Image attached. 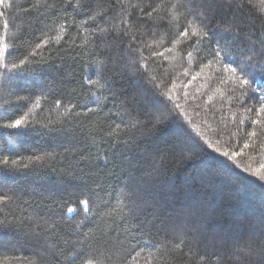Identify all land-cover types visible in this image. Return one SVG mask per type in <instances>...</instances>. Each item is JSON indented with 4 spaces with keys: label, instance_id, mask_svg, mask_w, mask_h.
<instances>
[{
    "label": "snow or ice",
    "instance_id": "snow-or-ice-1",
    "mask_svg": "<svg viewBox=\"0 0 264 264\" xmlns=\"http://www.w3.org/2000/svg\"><path fill=\"white\" fill-rule=\"evenodd\" d=\"M119 2L123 7L124 0ZM165 5L171 11L160 15L157 10ZM94 6H98V0H75V3L73 0H59V3L56 0H28L27 7L13 5L12 0H0V7H19L35 21L22 26L19 33L7 42L0 37V84L8 93L17 87L28 88L41 66L53 67V59L62 63L68 55L77 59L82 54L89 55L88 67L94 71L82 76L80 87L94 101L103 96L105 102L111 103L115 109V112L110 109L106 118L111 123L104 144L113 157L112 166L118 169L121 186L105 195V189L99 186L85 191L84 188L57 185L48 193L52 199L44 206L46 211L23 219L11 214L12 220L0 212V231L22 232L35 238L37 251L30 264H48L49 256H60L66 264H141L142 261L143 264H223L225 259L228 264H264V210L254 222H250L247 230L239 224L227 229L219 225L221 204L235 197L232 180L234 169L238 167L237 158L247 156L246 150L253 146L245 142L242 147H237L229 123L223 121L212 130L219 139L207 138V134L197 127L203 142L185 132L174 137L164 148L149 147L152 137L165 127L178 123V116L183 114L179 98L174 99L172 95L175 80L163 67L164 60L168 59L166 53L172 54L177 45H180V59H186L196 70L188 83L200 77L205 69L211 70L213 65H218L215 91L227 87L230 98L242 104L244 112L252 114L249 127L257 125L264 132V36L253 39L249 35L242 47L239 37L246 29L242 26L244 22L235 15L256 8L264 12V0H259L258 5L256 0H160L156 7L140 0L131 5L138 10V15H134L130 22L119 21L123 27L112 23L114 18L107 10L93 14ZM67 8L88 10V19L77 23L74 16L67 14ZM153 12L157 15L153 16ZM226 12L233 13L232 17L226 16ZM3 15L4 12H0V16ZM55 17L63 20L59 31H45L48 28L46 21ZM257 19L264 17L258 16ZM101 20L104 24L100 23ZM174 26L178 27L167 44L161 41L154 48L149 43V40L157 43L156 37L165 30L170 32ZM36 32L40 35L37 36ZM84 32L87 33L86 42L93 45L91 53L79 51L84 46L78 44L77 39ZM152 65L156 66L155 70ZM129 69L151 87L134 94L117 90L115 80L128 75ZM57 71L62 69L57 68ZM153 71L159 75H154ZM184 75L188 76L189 72L185 70ZM188 96L189 93L184 91L183 98L187 100ZM212 100L213 96L209 95L208 101ZM35 102L30 96L17 95L15 100L5 98L8 107L4 112L11 111V114L6 117L7 122L0 123V129L8 130L6 136L35 134L55 138L59 133L75 149L86 139L78 135L82 132L80 121L90 119V113L97 114L89 102H73L71 97L56 99L54 103L63 104L71 120L55 125L41 123L30 119V111H23ZM97 107L103 111L105 105ZM242 123L236 120L234 126L239 128ZM248 135L257 137V131L252 130ZM15 148L14 144L11 145L8 154L0 156V171L36 173L46 159L57 158L54 152H45L43 156L33 154L28 157L27 163L24 158L10 159V156L19 155ZM137 152L141 153L139 159L145 162L139 168L133 163ZM214 153H219L223 161L214 163ZM172 165L183 169V181L179 184L171 178ZM260 167L264 169V164ZM51 170L57 171L55 167ZM253 175L264 180L260 169ZM22 195L23 190L19 194L11 188L5 192L0 186V206L8 207ZM113 199L121 206H114ZM74 203L79 205V210L70 206ZM79 211L87 215L71 233L77 239H66L63 223L75 218ZM118 220L132 222L135 231L127 230L124 238L119 239L120 232L114 238L102 230V224L110 223L116 226L112 231H116L120 228ZM153 229L161 235L162 242L153 244L138 239ZM97 230L101 238L106 241L115 239L116 242L110 247L95 246ZM81 236L83 239H79ZM208 248L210 252L203 250ZM177 257L186 259L177 261ZM15 259L21 258L17 256Z\"/></svg>",
    "mask_w": 264,
    "mask_h": 264
},
{
    "label": "trees",
    "instance_id": "trees-1",
    "mask_svg": "<svg viewBox=\"0 0 264 264\" xmlns=\"http://www.w3.org/2000/svg\"><path fill=\"white\" fill-rule=\"evenodd\" d=\"M56 2L59 3V0H56ZM139 2L140 0H124V5L121 7L119 0H98V6L93 7L92 13L96 14L98 11L107 10L111 13V17L114 18L112 23L117 27H123V25L119 24V21L123 19L126 22H130L134 15H138V10L131 7V5ZM73 3H75V0H73ZM256 3L258 5L259 0H256ZM12 4H22L27 7L28 0H12ZM144 4L156 7L160 4V0H144ZM148 10L150 11L151 8ZM66 11L67 14L76 18L77 23L88 19V10L73 11L72 8H67ZM157 11L160 15H163L165 11L170 12L171 10L167 9L165 5L158 8ZM0 12H4V15L0 16V37H4L6 42L18 34L22 26L35 22L32 15H25L19 7H0ZM152 15L155 16L157 13L153 12ZM225 15L231 18L233 13L226 12ZM235 15L239 17L240 21L244 22L242 26L246 29L239 37V41L243 42L241 44L242 47L247 43L245 39L247 36L251 35L253 39L264 36V19H257L258 16L264 17V12H260L259 8L237 12ZM5 21H7V27H5ZM46 23L48 28L45 31H51L52 29L59 31L63 20L60 17H55L50 21H46ZM100 23L104 24V21L101 20ZM40 27H43V25ZM84 27H87V25ZM177 27H172L170 32L167 30L161 32L160 36L156 37L157 43L153 44L151 40H149V43L154 48L158 47L161 41L167 44L168 39L176 32ZM69 31L75 34L73 29H69ZM81 31L83 32V29ZM52 34L54 35L55 33L53 32ZM36 35L39 36L40 33L36 32ZM86 36L87 33L84 32L77 39V43L84 46L79 51L91 53L93 45L90 42H86L84 38ZM179 52L180 45H177L173 49L172 54L166 53L168 59L164 60L163 67L167 72L172 73L175 80L176 88L173 90L172 95L174 99L179 98L180 103L183 105V114L178 116V123L165 127L152 137L149 147L158 146L164 148L174 137L183 135L185 132L203 142V138L197 133V127L201 132L207 134V138L216 140L220 137L214 136L212 130L217 127L218 122L227 121L233 133L232 139L236 146L242 147L245 142H248L253 147L246 150L247 156L237 158L236 164L238 167L234 169L232 180L235 197L221 204L219 208V225L222 229H227L231 225L239 224L247 230L250 222H254L255 218L264 210L262 208L264 206V180H260L258 176L253 175V172L257 169H260L261 174L264 175V169L260 167L261 164H264V132H261L257 125L249 127V117L252 114L244 112L242 104L230 98L231 94L227 87L222 88L220 92L215 91L218 86L215 82V73L219 71L218 65H213L211 70L205 69L200 77L189 84L188 81L192 75H195L196 70H193V66L189 65L186 59H180ZM44 55L47 56L48 52L45 51ZM55 55L56 53L53 52V56ZM60 55H64V53H60ZM90 58L86 54H82L79 59L68 55L65 56L62 63H57L53 59V67L49 68L45 64L41 66L40 70L35 72V78L30 87H17L11 93L3 91V85L0 84V123L7 122L6 117L11 114V111L8 113L4 112V108L8 107L5 104V98L15 100L17 95L30 96L34 101H37L29 104V107L23 111H30V119L38 120L41 123L51 122L55 125L65 120H71V116L66 113L63 104L58 106L54 103L56 99L65 100L71 97L73 102L77 100L81 104L89 102L92 107L96 108L97 113H90V119H82L80 121L82 132H79L78 135L86 137V139H83L75 149H73V144L63 140L59 133L56 134L55 138L40 137L35 134L26 137H9L5 135L8 130L0 129V145L3 146V149L0 150V156L8 154V150L13 144L16 146L14 150H18L19 155L10 156V159L19 160L24 158L27 163V158L33 156V154L43 156L45 152H54L57 156L55 160L46 159L44 165L36 173L28 172L25 174V172L0 171V186H3L5 192L9 188L18 194L21 190L24 192L20 200L12 201L8 207L0 206V212L8 215L9 220H12L11 214L23 219V217L34 215L36 212L46 211L44 206L52 199L48 193L57 185L84 188L85 191L88 188H97L99 186L105 189V195L112 192L113 188L121 186L118 169L112 166L113 157L108 146L104 144L108 124L111 123L106 118L109 110L111 109L115 112V109L112 108L111 103L105 102L103 96L99 100L94 101V98L90 97L80 87L82 76L91 75L94 71V69L88 67ZM57 68L62 69V71H57ZM155 68L156 66L152 65V69L155 70ZM185 70L189 72L188 76L184 75ZM128 71V75L115 80L117 90L122 89L128 94H134L137 91L151 87L143 79L137 77L131 69ZM153 74L159 75L156 71H153ZM93 78L95 77L93 76ZM186 84L187 87L185 88ZM184 91L189 93L187 100L183 98ZM81 93H83V96H81ZM96 95L100 96V93ZM209 95L213 96L211 102L208 101ZM45 97L47 98L45 99ZM164 99L166 100V98ZM241 99L244 100L243 97ZM253 103L255 102L253 101ZM102 104L105 105L103 111L97 107V105ZM169 107H171V104H169ZM113 119L115 120L116 117L113 116ZM236 120L243 121L239 128L234 126ZM73 123H76V121H73ZM252 130L257 131V137L248 135ZM225 135H227V130H225ZM66 149L68 150L66 151ZM209 151L211 152L212 150L209 149ZM135 155L137 159L133 163L139 168L145 162L139 159L141 153L137 152ZM214 156L216 157L214 163H220L224 159L219 153H214ZM52 167H55L57 171H52ZM245 168L250 170L244 171ZM170 175L177 184L183 181V169L178 168L176 165L171 166ZM112 203L116 207L121 206L116 199H113ZM70 206L79 210L78 204L74 203ZM86 215L87 213L79 211L75 218L66 219L63 223L64 233H67L66 239H77L71 233L75 225L83 220ZM117 222L120 224V228L116 231H112L116 226L110 223L102 224L101 228L114 238L120 232L119 239L124 238L127 230L135 231L132 222L124 223L119 220ZM79 239H83V237L81 236ZM138 239L140 241H151L153 244L162 242L161 235L155 229L139 236ZM115 242V239L106 241L100 237V231H96L95 246L110 247ZM65 249L66 251L69 250L67 245ZM203 250L211 251L210 248ZM35 251H37L35 238L25 236L22 232L18 234L14 231H0V264H30V261L34 259L33 254ZM17 256L21 259H15ZM176 259L179 261L180 259H186V257H177ZM47 262L48 264H66V261L60 256H49ZM141 264H143V261ZM223 264H228L227 259L223 261Z\"/></svg>",
    "mask_w": 264,
    "mask_h": 264
}]
</instances>
